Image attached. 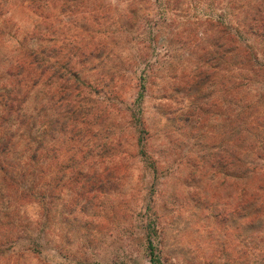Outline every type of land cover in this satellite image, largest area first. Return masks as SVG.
I'll return each mask as SVG.
<instances>
[{
    "label": "rangeland",
    "instance_id": "1",
    "mask_svg": "<svg viewBox=\"0 0 264 264\" xmlns=\"http://www.w3.org/2000/svg\"><path fill=\"white\" fill-rule=\"evenodd\" d=\"M35 36L78 78L25 106L0 264H264V0H0L1 79Z\"/></svg>",
    "mask_w": 264,
    "mask_h": 264
},
{
    "label": "trees",
    "instance_id": "2",
    "mask_svg": "<svg viewBox=\"0 0 264 264\" xmlns=\"http://www.w3.org/2000/svg\"><path fill=\"white\" fill-rule=\"evenodd\" d=\"M33 38H31L34 44L32 47L29 46L23 49L20 43L21 46L19 45L17 48L22 49V51H20L21 54L19 57H14L9 66H7L5 79L0 78V132L1 130L2 132H6L0 134V184L2 186H10V182H12L13 185L15 183H20V178L17 175L19 171L12 166L13 164H17L16 162L24 159H28L30 163H33V160L37 158V140L34 137L31 139L32 142L36 143L33 148V155L27 154L31 150L30 144L27 142V145H23L22 141L23 138L26 139V137L29 136V127L33 128L35 126L33 120L34 114H30L25 106L28 104V100L32 99L33 95H39L40 90L38 87L42 84V76L49 72L51 78H54V80L58 78L63 86L72 84V78H78V73L73 67H66L65 64L63 65L65 70L60 66L61 71H57V62L49 59L51 57H48L46 54V47L38 44L39 38L36 36ZM53 46L54 45H51L48 48L53 49ZM224 56L225 55H223L222 58H224ZM21 75L28 76L26 77V81ZM209 77L210 75L208 72L198 76L201 80L204 78L208 79ZM73 85L76 86V84ZM70 110L71 116L73 117L81 113L79 109H73L72 107H70ZM10 128H15L16 130L9 133L6 129ZM228 149L230 148L226 147L224 149L225 151H221L222 154L220 155H226ZM245 153L246 152L241 151L239 147L234 149L232 155L230 154V160L228 162L221 161L222 165L232 169L236 176L243 177L250 171V167H247L248 164ZM28 156L30 157L27 158ZM247 189L249 188L246 185L242 187V195L248 192ZM263 200L264 198L259 201L262 202ZM251 202V200L248 202L247 200H243L242 205L251 206L252 204L255 208L259 207L260 202H258L256 198H254L252 203ZM150 249L152 254L151 264H158L154 257L155 247L152 241H150Z\"/></svg>",
    "mask_w": 264,
    "mask_h": 264
}]
</instances>
